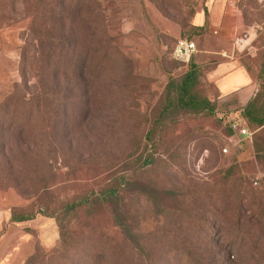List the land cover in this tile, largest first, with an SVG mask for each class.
<instances>
[{"label":"rangeland","instance_id":"rangeland-1","mask_svg":"<svg viewBox=\"0 0 264 264\" xmlns=\"http://www.w3.org/2000/svg\"><path fill=\"white\" fill-rule=\"evenodd\" d=\"M207 2L94 0L87 11L92 24L74 37L91 46L95 64L101 55L95 47L108 51L101 73H86L85 82L70 88L62 80L58 92L68 101L48 104L31 118L27 134L12 138L6 157L0 151V208L10 209L12 218L32 216L14 225L16 244L0 264H25L36 250L48 257L59 247L57 212L91 193L89 203L65 216L76 236L65 256L72 264H89L92 256L102 258L99 264H264V125L253 127L242 112L235 117L209 77L218 61L238 56L260 90L264 0L235 4L240 23L229 41L210 28ZM198 12L206 16L203 28L194 22ZM30 24L22 0H0V102L14 92L48 94L51 82L38 81L35 65L22 74L23 54L31 66L49 45L37 42ZM180 38L193 40L197 53H220L204 64L193 60L195 53L184 63L173 57ZM84 60L80 56L74 68ZM192 62L200 67L197 92L215 103L211 113L177 104L174 83ZM222 114L243 118L251 132L228 152L223 148L232 130ZM124 173L132 180L102 200L98 194ZM116 218L139 232L149 257L125 242Z\"/></svg>","mask_w":264,"mask_h":264},{"label":"trees","instance_id":"trees-1","mask_svg":"<svg viewBox=\"0 0 264 264\" xmlns=\"http://www.w3.org/2000/svg\"><path fill=\"white\" fill-rule=\"evenodd\" d=\"M24 9L29 11L31 17V24L29 27L30 32L36 35V40L40 44L48 42L49 45L44 43L47 47V52L34 54L32 59L34 62L31 66L28 65V58H25V53L22 58V74L27 76L28 71H32L33 65L36 66V75L38 81L42 82L43 79L51 82L48 89V94L45 92L43 99L37 94L29 95L24 92L18 96L15 92L12 95H6L5 99L0 102V151L6 157L7 146L12 142V138L16 135L24 136L27 134V128H30L31 118L40 115L47 109V105L53 103L54 100L60 103H66L68 100L65 98L66 93H59L58 90L63 88L67 82V86L73 87L72 83L85 82L84 76L86 73H101L103 61L109 60L108 51H103L99 47H95V53L100 54V60L94 63V58L91 59L90 54L92 49L87 43L82 42V37H74L76 32H80V28L92 24L88 21L89 15L87 14L89 7L94 4V0H22ZM100 8V3H97L96 9ZM95 9V10H96ZM55 22H59L58 26ZM205 27V24L200 28ZM37 32L39 34H37ZM41 32H44L41 33ZM45 34L47 41L44 40ZM37 36L39 38L37 39ZM71 44V45H70ZM66 45L71 47L67 51H62ZM80 56H85L83 67L80 69L74 68L79 61ZM84 59V58H83ZM30 67V68H28ZM200 67L193 62L189 66L184 75L174 83L175 95L177 97L178 106L185 111L200 112H213L215 103L207 97H202L197 92V85L199 81ZM62 77V78H61ZM61 78V79H60ZM67 79L66 82L61 81ZM102 75H97L96 81H101ZM18 85V84H15ZM24 85L28 84L24 81ZM68 90V89H66ZM59 95L61 100L57 98ZM59 103V102H58ZM57 105L51 107L53 114L56 112ZM51 114V115H52ZM242 116L253 127L264 125V84L260 86V90L242 110ZM65 117V116H64ZM50 120L54 121V118ZM68 120V117H67ZM54 124H52V127ZM149 161H153L149 159ZM2 172L4 167L1 166ZM132 180L131 173H124L119 176L114 184L103 190L98 194L102 200L109 201L120 194L125 185ZM6 184V183H5ZM8 185V184H6ZM17 186V185H16ZM4 184H0V188ZM94 193L86 195L78 200L65 204L57 212L56 219L59 226V247L51 251L48 257H43L38 250H36L25 262V264H37L39 262L44 264H72L68 262L65 256L70 253L74 245H76V236L72 233L65 223V216L68 213L76 212L82 205L89 203ZM32 216L30 214L13 218V220L22 221L29 220ZM116 224L123 233L125 242L136 251L137 254L149 257V246L147 242L141 240V235L133 229L127 222L120 218H116ZM96 255L98 252H94ZM94 257V258H92ZM89 264H99L98 256H92ZM43 259L44 262H43ZM40 264V263H39Z\"/></svg>","mask_w":264,"mask_h":264},{"label":"crops","instance_id":"crops-1","mask_svg":"<svg viewBox=\"0 0 264 264\" xmlns=\"http://www.w3.org/2000/svg\"><path fill=\"white\" fill-rule=\"evenodd\" d=\"M239 0H208L209 11L212 12L210 28L216 29L221 41H229L239 27L240 18L236 14L235 4ZM205 13L198 12L194 20L195 25L201 27L205 24ZM197 53V52H196ZM220 52L215 49H205L193 58L199 64L208 63L212 60V55ZM209 77L214 82L220 93V98L224 101L235 117L241 115L246 104L254 98L259 90L257 79L248 68L240 62V57L229 56L221 59L209 71ZM27 220H13L10 209L0 208V261L15 246L14 225H26ZM23 233V232H22Z\"/></svg>","mask_w":264,"mask_h":264},{"label":"built area","instance_id":"built-area-1","mask_svg":"<svg viewBox=\"0 0 264 264\" xmlns=\"http://www.w3.org/2000/svg\"><path fill=\"white\" fill-rule=\"evenodd\" d=\"M196 52L197 47L193 40L188 38H180L175 44L173 57L179 61L188 63ZM220 117L223 118L225 123L229 124L232 130V134L228 136V142L223 148L224 152H228L229 148L238 145L242 138L250 137L251 132L243 118L238 117V119L235 118L229 120L224 117V114L220 115ZM255 183H257V181H255Z\"/></svg>","mask_w":264,"mask_h":264}]
</instances>
